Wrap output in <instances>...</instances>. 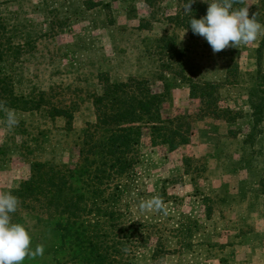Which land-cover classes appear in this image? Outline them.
Masks as SVG:
<instances>
[{
    "label": "rangeland",
    "instance_id": "374dc122",
    "mask_svg": "<svg viewBox=\"0 0 264 264\" xmlns=\"http://www.w3.org/2000/svg\"><path fill=\"white\" fill-rule=\"evenodd\" d=\"M189 2L0 0L2 50L7 36L20 46L1 53L0 100L19 124L8 130L0 112V192L42 164L67 177L66 203L86 196L89 172L128 161L110 176V208L118 230L140 226L118 264H264V35L214 53L189 25L212 0H195L186 14ZM245 4L262 24L264 0ZM108 117H125L119 127L155 125L154 143L145 134L122 156L104 155ZM166 138L182 142L169 150ZM155 196L163 208L141 211ZM27 202L12 222L44 254L22 264H68L84 212L63 225L52 208L40 213ZM87 253L73 264H92L81 260Z\"/></svg>",
    "mask_w": 264,
    "mask_h": 264
},
{
    "label": "trees",
    "instance_id": "16d2710c",
    "mask_svg": "<svg viewBox=\"0 0 264 264\" xmlns=\"http://www.w3.org/2000/svg\"><path fill=\"white\" fill-rule=\"evenodd\" d=\"M2 22L3 19L0 17V31L5 29V27H2ZM262 24H264V21ZM3 26L5 25L3 24ZM6 38L3 43L4 50H2V41H0V62L3 59L1 53L8 55L18 54L20 48L19 45L11 46L12 39L8 36ZM0 75L4 76L2 68H0ZM109 89H112V87ZM109 91L105 92V94H108ZM7 94L11 96L12 93L9 91ZM17 99L22 100V97H18ZM132 115L130 113L128 118H131ZM124 120L125 117H108L104 119L103 125L106 126L105 132L108 133L106 139L109 141V144L108 148L105 144L106 148H104V145V147H101V150L104 149L103 154L110 158H112V154L122 156L128 150L131 151L133 146H136L145 134L148 137L149 144L152 145L155 141L156 133L159 130L155 125L147 126L144 124L143 126L135 127H119V124H115V122L119 123ZM163 141L167 143L169 150L177 147L182 142V140L174 142L171 138L161 140V142ZM112 163V165H117L118 168L120 166V169H116L115 171H111V169H107V171L105 169H94L89 172L86 177V189L82 188V194H86V196L73 195L66 203L61 201V191L67 177L63 176L60 169L43 170L44 167L42 164H33L28 178L21 181L17 189L10 191L19 198L20 202L24 203L28 201L27 203L34 204V206L31 205L30 209L32 208L43 213L52 208L53 217H57V219L63 216L64 218L66 217L63 225H75L78 212H84L86 221L77 225L78 227L81 226L84 234H86L81 236L79 242L81 246L73 244L72 248L68 249L69 255L67 256L70 257L68 258V264H73L76 261L81 249L88 250L87 260L81 259L86 263L92 260V264H118L117 260L121 258L122 253L130 247L133 249L138 243L134 229L140 225L129 223L126 228V233L124 229L118 230L115 223L117 222L115 220L116 215L111 211L109 202L117 192V188L110 192L108 190V187H110L109 183L112 180L110 176L112 174L117 176L124 169L121 165H131V162L127 161L119 164L118 160L114 159ZM112 191L113 193L111 194ZM107 192H109L108 196L104 197ZM25 206L23 205V207ZM117 230L118 232L116 234ZM119 234L122 235L119 237ZM71 243L68 241V248Z\"/></svg>",
    "mask_w": 264,
    "mask_h": 264
},
{
    "label": "clouds",
    "instance_id": "9594fccd",
    "mask_svg": "<svg viewBox=\"0 0 264 264\" xmlns=\"http://www.w3.org/2000/svg\"><path fill=\"white\" fill-rule=\"evenodd\" d=\"M195 0L184 6V12H190ZM241 4L243 7H234ZM189 25L194 34L202 36L218 53L230 45H250L264 35V25L257 20V13L249 18V6L245 0H212L205 17L190 19ZM0 112L4 113V123L8 130L18 126L19 120L15 109L7 107V101L0 100ZM19 198L11 192H0V264H22L25 258L35 259L43 256L44 246L32 249L29 231L20 223H13L11 214L17 211ZM141 211L161 210L163 200L155 196L139 205Z\"/></svg>",
    "mask_w": 264,
    "mask_h": 264
}]
</instances>
